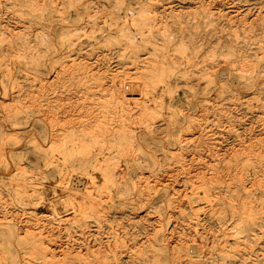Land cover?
Instances as JSON below:
<instances>
[{"label": "rangeland", "instance_id": "rangeland-1", "mask_svg": "<svg viewBox=\"0 0 264 264\" xmlns=\"http://www.w3.org/2000/svg\"><path fill=\"white\" fill-rule=\"evenodd\" d=\"M41 1L44 0H0V125L6 129L0 138V151L4 153L0 159V255L4 264L5 258L8 264H109L114 260L99 261L96 250L105 237L123 238L127 245H137L138 250L154 241V230L160 226L166 227L167 251L173 246L181 247L177 258L167 257V264H264V0H155L159 12L165 8L175 11L167 12L168 17L182 15V44L187 58L194 61L183 86L164 94L166 103H170L167 110L175 111L173 114L182 123L176 134L182 132L188 137L183 147L187 164L181 167L178 162H171L172 174L157 178L162 182L158 185L165 183L167 193L170 192L167 204L159 189L153 192V202L145 205L135 192L121 191L118 200L128 204L111 207V225L101 220L97 212L82 206L79 208L85 212H80L75 220L66 219L70 214L61 211V204L51 206V197L56 193L53 187L58 181L41 172L35 138L24 134L21 104L26 99L21 89L24 83V87H29L40 74L52 77L36 60V6ZM97 1L104 2L105 17L118 14L120 22L124 21V11L113 9L118 0ZM121 1L138 7V3L152 0ZM194 10L201 18L196 28H190L188 24L194 20L190 12ZM167 23L168 28L179 33V23ZM21 29L29 46L14 43L19 40ZM61 29L56 27V36H60ZM102 33L106 37L103 44L110 45L104 50L109 68L120 69L123 61H118L123 52L116 39L122 37V31L104 29ZM96 34L99 36L101 30ZM97 39L89 38L90 60L95 58V52H101ZM63 57L69 59L66 54ZM211 64L217 70L209 67ZM208 67L216 70L215 85H205L203 73ZM241 67L246 68L243 77L238 74ZM31 95L39 97L36 92ZM58 110L61 121L65 120L60 125H66L69 116L64 109ZM191 117L193 121L189 122L187 118ZM37 128V123L31 125L32 131ZM208 176L213 178L214 198L211 205L199 208L195 214L189 202L181 199L183 192ZM14 177L31 182L17 184L12 181ZM99 190L100 186L95 188L97 194ZM225 194L232 197V204L223 202L221 196ZM247 198L255 206L256 215L242 223L238 208ZM131 201L134 208L130 207ZM238 221L236 231L233 226ZM7 224L14 225V234ZM127 245H118L117 249ZM86 246L95 249L89 253ZM134 253L123 251L120 264L165 261L154 262L145 259L143 252ZM13 255L15 258L10 259Z\"/></svg>", "mask_w": 264, "mask_h": 264}, {"label": "bare ground", "instance_id": "bare-ground-1", "mask_svg": "<svg viewBox=\"0 0 264 264\" xmlns=\"http://www.w3.org/2000/svg\"><path fill=\"white\" fill-rule=\"evenodd\" d=\"M113 4V9L124 11L123 22L118 19V14L105 17L106 6L97 0H44L36 6V60L52 77L40 74L29 87H24V83L21 89L26 99L21 104L25 113L23 130L24 134L35 138L36 159L41 172L58 181L53 183L56 193L51 197V206L56 208L61 204V211H67L65 215L70 214L66 217L68 220H75L80 212H85L79 208L82 206L97 212L101 220L110 224L109 212L114 210L111 207H116V204L126 207L128 204L118 200L121 191L135 192L145 205L153 202V192L159 189L163 191L167 204L170 192L167 193L165 183L158 185L162 182L159 183L157 178L161 174H172L171 162H178L181 167L187 164L183 147L188 137L182 132L176 134L177 130L181 131L182 123L173 114L175 111L167 110L170 103L167 104L164 98L165 93L171 94L183 86L194 66L182 44V15L168 17L167 12L175 11L163 8L164 11L159 12L155 0L140 2L138 7L121 0ZM190 13L194 20L188 26L196 28L201 16L197 10ZM168 21L179 23V33L167 27ZM208 23L213 21L208 20ZM59 26L62 29L58 37L55 31ZM104 29L107 32L114 29L122 31V37L116 39L123 52L118 61H123L120 69L109 68V57L104 50H108L110 45L103 44L102 40L106 38L102 37ZM99 30L101 34L98 36L96 32ZM19 31V40L14 43L29 46L24 30ZM90 37L98 38L97 46L101 50L95 52L93 60H90L88 50L92 43ZM173 50L181 53L173 54ZM213 53L211 50L210 54ZM65 54L69 59L63 57ZM209 67L215 68L213 64ZM209 67L204 68L203 73L207 86L217 82L214 73L217 69ZM238 74L240 77L246 75V68L241 67ZM34 92L39 97L31 95ZM60 108L69 116L66 125H60ZM187 120L193 121L192 117ZM34 123L39 126L36 131L31 129ZM5 130L0 125L1 140ZM3 157V151H0V159ZM12 181L17 184L31 182L21 177ZM213 185L211 176L202 178L200 183L183 192L181 199L187 200L196 214L199 208L211 205ZM98 186L97 194L95 188ZM221 198L223 202L233 203L227 194ZM130 203L134 208V201ZM238 210L242 223L256 215L250 198L242 200ZM7 225L10 233L14 234V225ZM239 226L233 227L237 231ZM165 229L163 226L155 229L154 241L138 250L137 245H127L123 238L105 237L96 249L99 261L112 259L114 261L109 264H120L123 251L127 250L135 252L134 255L143 252L145 259L154 262L161 259L165 260L162 264H167V257L169 260L177 258L181 247L173 246L170 252L167 251ZM37 242L43 243L41 240ZM125 244L127 246L117 249L118 245ZM86 248H89V253L95 249L91 246ZM13 258L14 255L10 259ZM0 264H4L1 255ZM5 264H8V258H5Z\"/></svg>", "mask_w": 264, "mask_h": 264}]
</instances>
